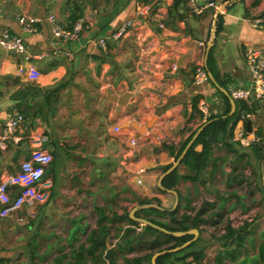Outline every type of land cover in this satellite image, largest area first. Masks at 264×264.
<instances>
[{
    "label": "crops",
    "instance_id": "crops-1",
    "mask_svg": "<svg viewBox=\"0 0 264 264\" xmlns=\"http://www.w3.org/2000/svg\"><path fill=\"white\" fill-rule=\"evenodd\" d=\"M141 2L152 3L153 20L135 19L125 38L109 41L105 50L97 47L98 38L134 19ZM215 2L216 8L191 13L186 0L176 7L174 0H0V30L20 35L26 49L21 55L0 54V132L13 111L25 118L20 140L0 150V179L17 173L37 148L53 157L35 187V219L26 224L0 219V264H77L73 254L83 244L87 248L90 233L100 227L108 230L105 249L84 253V264H109L108 251L114 264H151L159 251L129 240L152 238L140 220L172 226L171 212L177 211L179 220L190 209L191 216L198 213L207 222L191 228L200 238L195 246L203 250L200 264H239L245 259V264H262L254 259L264 230L254 235L247 227L243 251L235 260L226 255L235 247H223L213 232L222 235V218L248 209L237 188L263 189V182H246L240 163L250 154L240 158L242 147L231 139L226 144L218 140L195 180L158 187L181 144L208 122L197 102L204 98L211 116L220 115L225 109L220 89L229 94L249 84L246 51L256 49L264 58V31L251 24L263 15L264 0ZM47 14H54L66 29L82 19L79 39H55L44 20ZM20 15L42 22L24 33L17 22ZM217 23L221 29L214 33L208 67L206 48ZM198 63L213 81L208 75V83L193 82ZM30 69L37 70L36 78L30 77ZM252 125L263 136V117ZM41 135L46 141L38 146ZM194 150L200 151L201 145ZM139 168L144 171L136 175ZM176 170L180 176L195 174L181 162ZM20 189L14 184L10 191L16 195ZM244 214L236 225L231 222L233 227L247 221ZM216 220L221 221L212 226ZM150 252L149 262L136 261ZM186 262L198 264L191 258Z\"/></svg>",
    "mask_w": 264,
    "mask_h": 264
},
{
    "label": "built area",
    "instance_id": "built-area-1",
    "mask_svg": "<svg viewBox=\"0 0 264 264\" xmlns=\"http://www.w3.org/2000/svg\"><path fill=\"white\" fill-rule=\"evenodd\" d=\"M186 4L190 7L191 13H200L204 9L217 6L215 0H186ZM153 17L152 3H139L134 10V19L126 20L108 35L98 38L97 47L105 50L109 41H119L125 38L130 33L135 19H145L150 22ZM44 20L50 27L52 36L64 41H77L84 25V21L79 19L71 29H66L58 22L54 14H47ZM17 22L24 33H32L35 27L42 22V19L37 16L20 15L17 17ZM251 24L254 28L264 31V16L256 17L251 21ZM0 49L19 55L26 52L22 37L6 29L0 30ZM244 59L249 72V84L232 88L229 91V96L234 102L242 103L248 109L255 108L251 111L245 108L239 109L237 123H240V126L233 130L231 141L242 148H249L260 140L252 122L257 117H263L264 114V58L258 50L251 48L246 51ZM29 75L31 78H36L38 72L36 69H30ZM193 82L200 85L208 83V74L202 64H196ZM197 109L204 120L211 116L208 102L204 98L197 102ZM247 121H251L250 131L246 129ZM24 122V116L18 111H13L4 120L0 132V150H5L10 143H17L20 140L19 132ZM115 130L117 131V128ZM45 141L46 136H39L37 138L38 146H41ZM135 143L134 139L130 140L132 146ZM52 160L53 157L50 153L37 148L32 151L28 160L19 164L17 173L0 179V219L12 218L21 224L35 219L38 199L35 187L41 182L45 169ZM143 171L142 168H139L135 174L141 175ZM137 183L139 184L140 180H137ZM14 184L21 186L16 195H12L10 191ZM233 224L231 223L232 226Z\"/></svg>",
    "mask_w": 264,
    "mask_h": 264
},
{
    "label": "trees",
    "instance_id": "trees-1",
    "mask_svg": "<svg viewBox=\"0 0 264 264\" xmlns=\"http://www.w3.org/2000/svg\"><path fill=\"white\" fill-rule=\"evenodd\" d=\"M181 1L182 0H174L175 7L178 6ZM261 16H264V13ZM220 29H221L220 23H217L215 27L216 34L220 31ZM210 64H211V57L209 54L207 59L208 67H210ZM222 86H224V84ZM221 96L225 104L224 111L218 116L209 117L207 121H211V122L206 127H204V129L199 133L194 143L189 148L186 155L181 161V164L187 166L191 171H194L195 174L193 176H180L178 175L177 170L175 169L174 171H172L171 173H169L164 177V179L162 180L163 187L170 189L174 187L180 179L195 180L197 174L203 170L209 159L211 145L218 140L223 141L225 144L230 141L233 128L235 127L238 120L239 109L245 108L246 110L251 111L254 110L255 108L253 107L251 109H248L242 103L236 102L234 113L230 116H227V114L229 113L228 100L223 94H221ZM193 134L194 132H192L188 136V138L181 144L177 152L174 154V159L178 157V155L183 150L186 143L191 139ZM257 135L260 138V140L256 144L251 146L250 149L252 151L253 157H255L256 159H264V146L263 143L261 142V136H262L261 130L257 131ZM195 145H201V150L195 151L194 150ZM244 155L245 154H240L239 157L241 158ZM246 164L247 165L249 164L248 160L246 161L245 165ZM235 197L237 200H239V197H237L236 195ZM152 211L157 212L155 210ZM157 213L164 214L161 212H157ZM191 213H192V209H190L189 214L183 213L180 216L179 220H176L175 216L177 214V211L171 212L169 216L171 220L175 223V225L172 226H169L165 223H157V222L155 223L165 228L166 230L172 232L186 231L191 228H197L199 223L203 221H200L198 213L193 216H191ZM219 221L220 220L212 221L211 225L215 226L220 223ZM203 223L205 224L207 222L204 221ZM247 225L248 224L243 223L238 227H233L230 224V221H227L223 225V234L218 239L223 247H232V246L235 247L232 251L226 252V255L231 260H235L238 254L243 251L242 249L244 245V239L247 235ZM144 228L145 231L152 236V238H145L143 240L142 238L134 236V238H129V240L133 239L142 245H148L149 248L152 249V251L172 249L174 247L182 245L183 243H185L186 241L192 238L191 235H184L180 237L164 235L161 232L149 226H145ZM107 235H108V230L106 227H100L99 229L92 231L86 240L89 244L87 248H85L83 244L78 248V251L75 254H73L76 263L84 264L82 262V255L84 253L89 255V254H94L99 249L101 250L105 249V242H106L105 240L107 239L106 238ZM198 241L199 238H197L189 246H187L186 248L182 249L177 253L165 254L163 256H160L159 258H157L156 264H189L188 262H186L188 258H191V261L200 264V261L202 260L204 254L202 249L195 248ZM151 254L152 252L145 255L144 258H139L136 261L141 262L143 259H146L149 262ZM171 259L172 260L174 259L175 262H173ZM106 260L108 261L109 264H114V261L112 259V252L108 251L106 253ZM247 260L248 259H245L241 261L239 264H245ZM254 260H253L254 262H260L264 264V239L260 242V244L257 247V254Z\"/></svg>",
    "mask_w": 264,
    "mask_h": 264
},
{
    "label": "rangeland",
    "instance_id": "rangeland-1",
    "mask_svg": "<svg viewBox=\"0 0 264 264\" xmlns=\"http://www.w3.org/2000/svg\"><path fill=\"white\" fill-rule=\"evenodd\" d=\"M261 142L263 143V146H264V133H263V136H261ZM238 153H241V154L249 153L250 154L249 158L247 159L249 162L248 165L244 164L247 161L245 160L246 158H244L245 156L242 158L243 161L241 160V163H240V166L242 167V170L245 173L244 177L248 179L246 182L248 183L249 180L251 181L255 179L256 181H258L259 186H262L261 182H263V186H262L263 189L261 191L259 189L252 191V189L250 188L251 186H246L247 190L246 189L242 190V188H237L236 190L241 191V194L243 198L245 199L244 206H247L248 209L246 211L244 209L243 210L237 209V211L233 212L232 214L230 213L231 215L228 214L227 212L228 215L222 218L220 230H223V225L227 221H230V224H231V221H233V223L236 225L235 222L239 220L240 213L242 214L245 213L247 218L250 221L246 218L247 221H244V222L248 224L247 227L250 230H252L253 234L257 235V232H259L260 230H264V229H261L262 227H264V197L260 198V194L261 193L264 194V159H256L255 157H253L250 147L249 148H239ZM250 193L253 194L252 197L249 196ZM229 215L231 216V218ZM216 228H218V226ZM213 232L218 237L221 236L220 231L215 232L214 230Z\"/></svg>",
    "mask_w": 264,
    "mask_h": 264
},
{
    "label": "water",
    "instance_id": "water-1",
    "mask_svg": "<svg viewBox=\"0 0 264 264\" xmlns=\"http://www.w3.org/2000/svg\"><path fill=\"white\" fill-rule=\"evenodd\" d=\"M214 33H215V30L214 28L212 29V32H211V37H210V40L207 44V48H206V57L209 53V50H210V47H211V43H212V39H213V36H214ZM0 54H6V52L4 50H0ZM10 54H13L15 55V53H10ZM208 75H209V78L213 81V79L211 78V74L208 72ZM221 92L224 94V96H226L228 99H229V102H230V112L227 116H230L234 113V110H235V104H234V101L230 98L229 94L223 90L222 88L220 89ZM263 119H264V114H263ZM211 121H208L206 122L205 124H203L197 131L196 133L192 136V138L189 140V142L185 145V147L183 148V150L180 152V154L178 155V157L176 158L174 164H172L162 175L161 177L159 178L158 180V187L162 190H165L164 187L162 186V180L164 179V177L166 175H168L169 173H171L172 171H174L176 169V167L180 164V162L182 161V159L184 158V156L186 155L187 151L189 150V148L192 146V144L194 143L196 137L199 135V133L204 129V127H206ZM133 126L135 128H137L138 126L133 124ZM246 129L247 131H250L251 130V121H247L246 122ZM263 197H264V194H263ZM141 223H143L144 225L146 226H149L165 235H170V236H173V237H180V236H184V235H192L193 238H191L190 240L186 241L185 243H183L182 245L180 246H177V247H174L172 249H166V250H162V251H159V252H156L152 255L151 257V264H156V260L157 258H159L160 256H163L165 254H171V253H177L179 251H181L182 249L186 248L187 246H189L192 242H194L197 238H195L198 234V231L196 229H191V230H188V231H177V232H170L164 228H161L155 224H152L146 220H140Z\"/></svg>",
    "mask_w": 264,
    "mask_h": 264
}]
</instances>
